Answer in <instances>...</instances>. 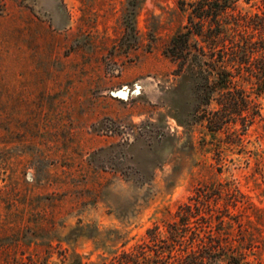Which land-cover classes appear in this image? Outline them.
Returning <instances> with one entry per match:
<instances>
[{
	"label": "rangeland",
	"instance_id": "rangeland-1",
	"mask_svg": "<svg viewBox=\"0 0 264 264\" xmlns=\"http://www.w3.org/2000/svg\"><path fill=\"white\" fill-rule=\"evenodd\" d=\"M179 1L0 0V264H179L197 236L229 243L197 264H264V122L214 130L225 91L164 52Z\"/></svg>",
	"mask_w": 264,
	"mask_h": 264
},
{
	"label": "trees",
	"instance_id": "trees-1",
	"mask_svg": "<svg viewBox=\"0 0 264 264\" xmlns=\"http://www.w3.org/2000/svg\"><path fill=\"white\" fill-rule=\"evenodd\" d=\"M240 2L257 12L244 13ZM178 4L187 25L171 38L165 54L178 63L180 76L193 82L197 101L208 105L215 93L225 91L224 109L210 117L214 130L236 123V116H241L247 133L258 119L264 122L261 104L252 98L264 96V0H180ZM164 137L165 133L157 134V138ZM192 240L190 250L177 255L179 264H197L203 255L211 260L212 253L224 252L229 246L215 236ZM228 252L214 257L211 264H222ZM234 256L227 263L241 264L244 255ZM172 258L163 256V264H170Z\"/></svg>",
	"mask_w": 264,
	"mask_h": 264
},
{
	"label": "water",
	"instance_id": "water-1",
	"mask_svg": "<svg viewBox=\"0 0 264 264\" xmlns=\"http://www.w3.org/2000/svg\"><path fill=\"white\" fill-rule=\"evenodd\" d=\"M113 95L115 97L126 99L128 97V95H129V92L126 89H121V90H119L117 92H114Z\"/></svg>",
	"mask_w": 264,
	"mask_h": 264
}]
</instances>
